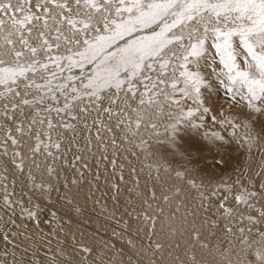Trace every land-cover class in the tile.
Wrapping results in <instances>:
<instances>
[{"label":"snow or ice","instance_id":"snow-or-ice-1","mask_svg":"<svg viewBox=\"0 0 264 264\" xmlns=\"http://www.w3.org/2000/svg\"><path fill=\"white\" fill-rule=\"evenodd\" d=\"M208 40L214 42L217 54L212 60L218 56L226 70L231 104L239 109L236 115L209 118L230 128V136L200 133L211 109L201 99L204 77L199 71H191L188 64L190 57L207 53ZM177 92L186 98L185 104L191 101L194 106L185 111L175 96ZM145 93H150L147 99ZM161 127L164 140L159 139ZM148 130L152 136L146 139ZM66 131L73 133L68 145L62 143ZM80 132L88 133L84 147L94 139L105 160L109 146L127 151L125 143L146 159L151 158L150 140L155 137L156 144L168 145L173 157L180 158L178 168L167 160L149 165L150 169L155 167L156 179L164 168L200 191L205 185L192 175L195 169L188 167L192 164L191 151L180 150L182 132L188 139H193L192 132L201 134L212 145L247 146L249 152L264 142V0H0V168L7 173L0 180V210L16 216L19 206L20 214L33 224L41 223L42 201L58 190L53 178L59 180L61 171L55 162L75 167L66 152L77 143L75 137ZM105 133L110 134L107 140ZM10 145L15 146L11 154ZM37 157L43 160L38 163ZM74 160L80 163L84 157L74 155ZM214 160L213 167L226 165L222 156ZM109 163L116 165L115 160ZM10 165L20 173L27 168L32 191L27 200L24 196L13 200L15 190L9 192L3 183L8 175H15ZM81 166L88 168L86 162ZM118 179H124L122 171ZM76 183V179L65 177L63 186ZM113 187L119 189V184ZM219 188L211 195L220 197L215 211L222 217L231 222L239 205L255 214L244 217L240 212L241 222L246 219L244 226L236 231L223 229L225 236L231 233L233 237L227 241L228 247L210 246L209 238L194 228V243L213 259L206 262L202 255L192 252L185 261L177 258L176 264H264V167L250 176L246 185L240 180L234 184L220 181ZM182 191L176 186L173 196ZM139 195L146 208L135 217L137 232L155 235L160 216L146 209L152 207L149 200L158 199L156 190L151 189L146 198L144 193ZM201 197L203 205L202 192ZM172 198L162 194L164 201ZM258 198L262 203L257 210ZM63 199L69 211H81L67 195ZM230 200L235 201V207L228 206ZM158 211L163 213L164 209L159 207ZM48 214L57 217L58 210ZM9 220L15 222L11 217ZM126 227L131 228V224ZM4 238L8 239L6 235ZM149 246L163 248L159 242ZM80 251L84 255L79 261L73 255L64 264H87L93 249L82 246ZM57 254L63 256V251Z\"/></svg>","mask_w":264,"mask_h":264},{"label":"bare ground","instance_id":"bare-ground-1","mask_svg":"<svg viewBox=\"0 0 264 264\" xmlns=\"http://www.w3.org/2000/svg\"><path fill=\"white\" fill-rule=\"evenodd\" d=\"M206 47L208 50L204 56L190 57L188 64L191 71H199L204 77L206 83L201 86V99L204 106L211 109V112L205 115L200 133L219 132L221 135L230 136V128L212 121L209 117L211 115H216L218 118L222 115H236L239 109L231 104L232 91L227 76L224 74L226 71L224 65L220 63L218 56L215 61L212 60V57L217 55L214 42L208 40ZM176 63L179 64V62ZM73 71L78 73L79 70L74 69ZM141 92H144L143 88ZM149 94L145 93L146 99ZM175 96L181 104H184L185 111L188 107L194 106L191 101L185 104L186 98H183L180 92L175 93ZM95 115L96 113L93 112V116ZM193 122L199 123L200 121L194 120ZM89 124L91 125V118ZM181 127L183 128L184 125L182 124ZM159 132V139L164 140L162 127ZM92 133H95V128H92ZM201 134L192 132L193 139H188L182 132L183 139L180 145L181 151H191L192 164L188 167L195 169L192 175L196 176L198 182L203 181L205 187L200 191L177 180L173 174L165 172L164 168L160 169L159 179H156L155 167L150 169L149 165H155L157 162L163 164L167 160L174 168H178L180 158L179 156L173 157L172 149L168 145L156 144L155 137L150 140L154 153L151 158L146 159L139 150L132 149L125 143L124 147L128 149L127 151L116 150L109 146L104 153L108 157L105 160L101 156L102 149L96 146L94 139L92 144L87 148L84 147L88 133L76 134L77 143L71 144L66 152L67 158L75 164V167L63 164L59 160L55 162V166L61 171L59 180L53 178L58 190L51 193L50 199L42 201L44 208V213L40 217L42 222L33 224L20 214L19 206L16 207V216H12L10 211L5 213L0 210V261H4V264H50V262L64 264V261L73 255L79 261L80 256L84 255L80 251L82 246L93 249L87 257V264H93V262L94 264H176L177 258L185 261L192 252L202 255L206 262L211 261L213 257L208 256L206 252L201 253L199 245L194 243L193 229H199L205 237H208L210 246L228 247L227 241L233 237L231 233L225 236L223 229L231 227L236 231L239 227H243L246 219L241 222L240 212H243L244 217L255 214L252 209L244 211L245 206L239 205V210L233 214L235 219L229 222L215 211L220 197L212 196L211 193L214 189L220 191V181L234 184L236 180H240L246 185L250 176L254 177L257 172L261 171L264 167V142L257 144L249 152L247 146L238 149L235 143L227 147L209 144ZM109 135L105 133V140ZM52 136L55 140L56 133L53 132ZM63 136L62 143L68 145L73 133L66 131ZM150 136H152L151 131H146L145 138ZM25 139L27 140V137ZM136 143L139 144V140ZM217 149L220 151L218 152ZM13 150L15 146L10 145L9 154ZM133 151L135 155L131 154ZM74 155H82L84 161L75 162ZM221 156L226 161V165L222 168L213 167L214 157L219 159ZM0 157H2V148H0ZM42 160L43 157H37L38 163ZM110 160L116 161L115 167L109 163ZM84 162L88 164L87 169L81 166ZM30 163V161L26 162V164ZM121 165H123L122 169ZM10 168L15 175H8V179L3 183L8 186L9 192L15 190L13 200L21 196L27 200L32 194L30 181L26 174L27 168L25 173L18 172L14 166L10 165ZM133 168L136 169L135 172L132 171ZM121 171L124 176L123 180L118 179ZM4 175L7 173H3L0 168V180H3ZM37 175L39 176V173ZM65 177L74 178L77 183L64 187ZM11 181L15 183H10ZM116 183L119 184V189L113 187ZM258 184L259 178H257V186ZM176 186L182 188L183 191L173 196ZM153 188L156 190L158 199L149 200L152 207L146 210L149 214L155 213L160 216V220L157 221L156 234L152 235L149 232L145 236L143 230L137 232L138 224L135 217L137 213L146 208L139 194L144 193L146 198L147 193ZM201 192L204 198L203 205L201 204ZM162 194H168L173 198L170 202L164 201ZM224 194H228L227 191ZM65 195L81 209L80 212L69 211L65 207L63 199ZM261 203L258 198L255 204L257 210L261 207ZM228 206L235 207V201L230 200ZM159 207L164 209L163 213H159ZM57 210V217L48 214L50 211ZM10 217L15 221L14 223L10 222ZM129 224L131 228L126 227ZM212 232L215 236L211 235ZM5 235L8 239L4 238ZM156 242L161 243L163 248L155 249L149 246ZM59 250L63 251V256L57 254ZM5 253L8 255L5 256ZM54 255H56L55 261H53Z\"/></svg>","mask_w":264,"mask_h":264}]
</instances>
